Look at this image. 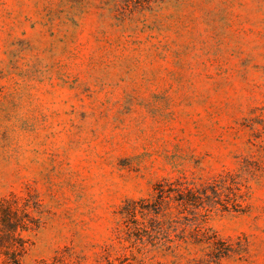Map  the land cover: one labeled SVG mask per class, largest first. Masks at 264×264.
Listing matches in <instances>:
<instances>
[{
  "label": "rangeland",
  "instance_id": "obj_1",
  "mask_svg": "<svg viewBox=\"0 0 264 264\" xmlns=\"http://www.w3.org/2000/svg\"><path fill=\"white\" fill-rule=\"evenodd\" d=\"M224 172L238 210L156 215L152 242L119 213ZM11 195L36 220L21 264H264V0H0Z\"/></svg>",
  "mask_w": 264,
  "mask_h": 264
},
{
  "label": "trees",
  "instance_id": "obj_2",
  "mask_svg": "<svg viewBox=\"0 0 264 264\" xmlns=\"http://www.w3.org/2000/svg\"><path fill=\"white\" fill-rule=\"evenodd\" d=\"M241 201L239 182L231 173L224 172L199 186L189 184L180 178L159 180L154 184L153 193L149 198L130 200L121 207L119 213L124 222L133 223L132 229L135 231L133 235L136 239L143 242L142 237L146 235V239L152 242L156 238L152 232V223L159 227L163 224V221L156 219V215L167 216L170 218L168 222L172 223L174 217L189 206L219 204L224 209L238 210ZM31 211L32 202L28 197L19 198L11 195L0 200V264H21L20 257L26 245V239L21 233L36 226ZM137 214L142 216L143 221L136 220ZM139 231H143L144 234L137 235L136 232ZM56 261L59 264H79L78 259L65 257H58ZM106 264L114 263L106 259Z\"/></svg>",
  "mask_w": 264,
  "mask_h": 264
}]
</instances>
